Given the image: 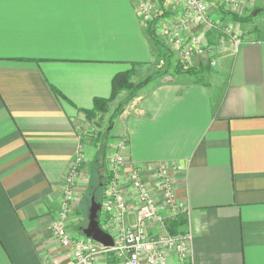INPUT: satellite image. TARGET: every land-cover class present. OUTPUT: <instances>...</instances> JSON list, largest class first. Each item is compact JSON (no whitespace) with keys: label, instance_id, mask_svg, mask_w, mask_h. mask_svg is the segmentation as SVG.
Returning <instances> with one entry per match:
<instances>
[{"label":"crops","instance_id":"crops-1","mask_svg":"<svg viewBox=\"0 0 264 264\" xmlns=\"http://www.w3.org/2000/svg\"><path fill=\"white\" fill-rule=\"evenodd\" d=\"M207 1L214 23L223 15L216 0ZM147 3L0 0V264L71 262L51 235V221L79 154L83 163L74 195L80 206L70 233L82 235L84 227L78 226L99 145L81 130L90 126L88 115L98 112L96 99L106 100L107 139L125 140L126 164L141 168L158 204L154 170L174 163L184 169L174 184L187 213L174 218L181 220L171 230L191 232L192 264H264L262 28L226 15L216 25L232 29L233 42L217 46L227 34L189 25L188 32L206 36L212 52L219 47L215 63L205 76L172 71L162 76L156 63L163 60L146 26L150 13H143ZM258 5L264 8V0ZM164 7L169 16L154 26L169 47L174 62L166 63L173 69L179 52L158 23L176 21L180 7ZM248 13L252 10L244 8L238 14ZM192 60L194 68L208 61ZM120 76L135 87L149 80L126 107L115 110L129 93L118 86L112 97ZM132 217L131 208L125 224L131 226ZM98 258V264H108L106 257Z\"/></svg>","mask_w":264,"mask_h":264},{"label":"built area","instance_id":"built-area-1","mask_svg":"<svg viewBox=\"0 0 264 264\" xmlns=\"http://www.w3.org/2000/svg\"><path fill=\"white\" fill-rule=\"evenodd\" d=\"M180 7L179 17L174 22L163 20L158 26L168 37L171 45L177 50L183 61L203 55V37L197 33L188 32L189 25H205L224 34H230L228 28H218L208 16L207 0H167ZM229 5V10H237L242 4L254 5L260 0H220ZM143 13L150 12L148 6H143ZM164 18V17H163ZM235 40V37L233 38ZM237 44V42H234ZM117 150L108 162L110 171L98 221L103 230L113 238L112 246H103L83 234L70 233V218L74 207L80 200L75 193L78 180V163L81 156H75L71 167L64 178L62 197L57 207L54 220L51 221V235L54 241L69 253V264H98V257L113 255L118 264H192L191 232L170 234L165 229L162 209L167 211V217L187 213L186 203L175 191L174 177L184 169L178 163L171 167H157L154 179L161 203L158 204L154 186L143 179L141 168L126 164L125 140H118ZM127 165V166H125ZM125 183V184H124ZM129 193L125 192V186ZM127 193L125 195V193ZM127 196V197H126ZM133 200V201H132ZM133 223L124 222L125 214L131 209ZM50 264H62L51 260Z\"/></svg>","mask_w":264,"mask_h":264},{"label":"rangeland","instance_id":"rangeland-1","mask_svg":"<svg viewBox=\"0 0 264 264\" xmlns=\"http://www.w3.org/2000/svg\"><path fill=\"white\" fill-rule=\"evenodd\" d=\"M143 1L144 2H148L147 3L148 4V7H150V12H149L150 13V19L158 16L160 12L161 13H164V14H167V16H164V14H163L162 15L163 17H168L169 16V13L166 12L165 7H164V9L161 7V4H160L161 1H159V0H143ZM163 1H165L163 3V6H165L166 4L173 5V3L170 2V1H167V0H163ZM216 2L218 4L216 10H218L219 12H221L223 16L221 17V19H217L214 22L215 24H218V25L220 23L223 24L222 22H223V19H224V17L226 15H228L229 17H231V14H234V15H238L239 18L240 17H242V18L244 17V19L241 18V19L236 20L233 17H231L233 19V21L235 20L236 22H240V23H244V22L248 23V22H250V23H252L255 26V28H257V29L262 28L261 29L262 30L261 35L263 36V34H264V8L259 7L258 3L257 4H254V5L242 4V5L239 6V8H237V10H229L230 7H229L228 4H226L224 2H221L220 0H216ZM208 7H209V3H208ZM244 8L251 9L252 11L254 9H256V8L262 9V10H260L259 12H257L254 16H252L251 13H248V14H245V15H239L238 13L241 10H243ZM157 12H159V13H157ZM162 16H160L158 18V20L160 18L162 19L163 18ZM156 30L157 29L155 27V33H156V35L157 36L158 35L160 36V37L158 36L157 38H159L164 43V47L167 48L168 51H169V47L167 46L166 41L164 40L163 37L162 38H163L164 41L162 40V38H161L162 35L159 34V30H157L158 31V34H157ZM230 31H231V34H233L232 29H230ZM226 36H227L226 38L229 37L228 39L230 41H228V39H225V41L224 40H217V42H218L217 46H223L224 44H226V41H227V43L232 44L233 41H232V38H230L231 35H226ZM205 38H206V36L203 37V43H204V49H205V51H204L203 55H201L200 57H206L208 59V61H207L206 64H203V65L200 64V65H198L195 68V69H198L199 70L198 73H201L200 75H204V76L206 75L207 71L210 69V65L213 64L214 60H216L217 55H219V49H218L219 47H215L214 49H216V51L215 52L214 51L212 52V48H210L209 45L206 43ZM209 43H212V41L209 40ZM212 45H213V43H212ZM163 51H165V50H163ZM176 55H178V56H176L178 58L177 59L178 62H176V63L181 64L184 68L185 67H189V66L191 67V64L193 65L192 62L195 61V60H192L194 58H192L191 60L189 59L188 62H187V60L186 61H183L182 58H181V56H180V54H176ZM158 59L159 60L160 59L163 60L162 63L160 61H158L156 63L157 65H159L156 68V70L158 72V75H162L163 76V75H165L166 72H171V71L174 72V73L179 72V71L175 70V68L172 69L171 66L169 67L170 64L168 65L166 63L167 61L164 60L163 54H161L160 51L158 53ZM168 62L172 63L174 61H173V59H171ZM198 73H196V74H198ZM146 79L149 80V77L145 78L143 81H145ZM140 86H138V88ZM136 90H138V89H136ZM120 105L121 106L117 107V109H115V110H118V108H120V107L123 109L124 106L126 107L127 103L126 104L125 103H120ZM105 114H106L105 112H99L98 111V112H96V113H94L92 115H88V117H87L88 120H91L90 121V126H88V128L86 130H81L82 131L81 133H84V131L86 132L88 141H90V143L92 142L93 144H96L97 146L98 145L99 146H102V147L104 146L106 148L105 153L103 154L104 158L102 159V168H100V172H101L102 175L104 174L105 176H108V180H109L110 171L107 168L108 167V162H109V159L111 158L112 154L115 153V151L117 150V144L119 142L118 141H114V140L109 141L107 139V137H106V130L105 129L108 127L109 122H110L111 119H110V115L108 116V115H105ZM108 118H109V120H108ZM116 128H119V123L118 122L116 123ZM116 128H114V131L116 130ZM110 130L113 131V129H110ZM99 155H101V154L99 153ZM82 163H83V158H81L80 162L78 163V167H77L78 177L81 174L80 171H79L80 170L79 168H80V166H81ZM92 164H93V161L90 164V168L92 167ZM90 168H89V170L91 171ZM108 180H106L107 181L106 184L108 183ZM124 188H125V192H127L128 194H130V197H131V193H129V189H127V186H125ZM105 190H106V186L104 188V192H105ZM125 192H123V193H125ZM87 193H88V189L86 190V194ZM103 193H102V195H103L102 199L104 198V194ZM127 193H125V195ZM86 194H85V197H86ZM87 198H89V196H87L86 199ZM131 199H132V197H131ZM101 202H103V200ZM79 206L77 205V207H79ZM85 206H87V203L86 202L84 203V206H82V208H83L82 211H85ZM77 207H74L73 213H74L75 210L78 209ZM73 213H72V217L70 218L71 219L70 220V228L72 227V224H74L76 222V221H74L75 217H74ZM77 213L79 214V212H77ZM161 214L164 215V224L166 226L165 227L166 228L165 230L168 233L173 234V232H171V228H172V226L178 225V223H180L181 218L180 217L177 218V219H179V221H176L177 219H171V218L167 217V211L164 208L162 209V213ZM86 219L87 218L84 215V218L82 219L83 221H82L81 225H79L78 227H80V226L81 227H85L86 224H87V220ZM172 223H174V224H172Z\"/></svg>","mask_w":264,"mask_h":264},{"label":"trees","instance_id":"trees-1","mask_svg":"<svg viewBox=\"0 0 264 264\" xmlns=\"http://www.w3.org/2000/svg\"><path fill=\"white\" fill-rule=\"evenodd\" d=\"M159 1H161L160 2L161 7L164 9V6H163L164 1L163 0H159ZM163 14L164 13L160 12L158 16L150 19L146 26H147L148 34L150 35V39H152V41H154V43L158 46V49H159L158 51H160V53L163 54L164 60L168 62L169 57H170V52L168 51L167 48L164 47V43L159 38H157L158 36H156L155 26H154V25H156L158 18L160 16H162ZM164 16H167V14H164ZM231 16L236 20L242 18V17L239 18L238 15H234V14H231ZM242 19H244V17ZM163 50H165V51H163ZM175 70H177L179 72H186L189 74H196L199 72V70L195 69L194 67H185L184 68L179 63H176ZM147 80L148 79H146L145 81H142L138 86L145 84L147 82ZM118 86L120 88H122V87L126 88V90L129 92L128 98H126V100L123 101V103L130 101V99L134 96L136 89H138V86L135 87V86L131 85L130 83H126L125 79L120 76L113 83L112 97H113V93H115L114 90H117ZM104 103H106V100L96 99L94 101V104H93L94 109L96 111H99V112H106V106ZM105 150H106V148L104 146L103 147L102 146L97 147L96 155H94L95 156L94 161H93L92 167L90 168L91 169L90 181H89V185H88V193L86 194V197L89 196V198L86 199V197H85V199H84L85 202L87 203V206H85V216L86 217H87L88 208H89L88 206L90 205L91 197L93 196L94 200L96 202L101 203L102 197H103L102 193L104 192V188L106 186V182H107L106 180H108V176H105L104 174L102 175L100 172V168H102V159L104 158L103 154L105 153ZM99 153L101 155H99ZM171 232H173V234H174V230H171ZM106 258H107L108 264H118L117 260L115 259V257H113V255H108V256H106Z\"/></svg>","mask_w":264,"mask_h":264},{"label":"water","instance_id":"water-1","mask_svg":"<svg viewBox=\"0 0 264 264\" xmlns=\"http://www.w3.org/2000/svg\"><path fill=\"white\" fill-rule=\"evenodd\" d=\"M261 9H254L251 13L252 16H254L257 12H259ZM101 203L96 202L94 200V197L92 196L90 199V205L88 206V213H87V224L82 229V234L92 239L95 242L100 243L103 246H112L113 238L112 236L105 232L99 224L98 215L101 210Z\"/></svg>","mask_w":264,"mask_h":264}]
</instances>
